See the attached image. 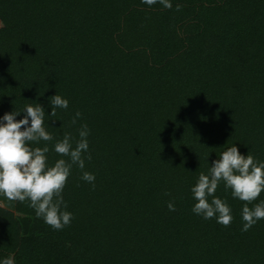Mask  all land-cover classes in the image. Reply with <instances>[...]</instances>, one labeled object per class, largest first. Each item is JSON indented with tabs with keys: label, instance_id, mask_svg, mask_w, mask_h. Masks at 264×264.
I'll use <instances>...</instances> for the list:
<instances>
[{
	"label": "trees",
	"instance_id": "1",
	"mask_svg": "<svg viewBox=\"0 0 264 264\" xmlns=\"http://www.w3.org/2000/svg\"><path fill=\"white\" fill-rule=\"evenodd\" d=\"M170 2L0 0V118L40 104L54 139L31 147L50 166L87 124L95 176L93 188L73 166L63 230L28 201L0 205V264H264V220L242 231L243 203L221 183L223 227L193 213L191 192L229 147L264 162V0ZM57 94L69 107L52 117Z\"/></svg>",
	"mask_w": 264,
	"mask_h": 264
},
{
	"label": "clouds",
	"instance_id": "2",
	"mask_svg": "<svg viewBox=\"0 0 264 264\" xmlns=\"http://www.w3.org/2000/svg\"><path fill=\"white\" fill-rule=\"evenodd\" d=\"M149 7L160 3L166 9H172L170 0H142ZM181 9L180 5L176 10ZM51 116L57 109L67 110L69 101L57 94L50 98ZM23 119L17 120L20 113H6L0 118V193L9 201L30 202L37 217L53 228L63 230L70 226L74 218L68 212L63 192L71 176L73 166L82 171V179L95 187V176L85 168V153L89 152L87 124L81 126L79 139L73 144L74 137L66 132L61 140L54 144V151L61 157L54 165L48 164L47 146L31 147L41 141L48 143L54 137L45 127V109L40 104L25 105ZM82 114L77 111L70 125H75ZM90 161L91 155L87 156ZM223 183L231 191L234 199L243 203L241 216L242 231L250 230L258 221L264 220V200L256 203L264 193V162L258 161L251 152L245 156L239 148L232 146L223 151L219 159L213 162L207 174L200 173L191 192L196 201L192 211L205 220L215 219L223 227H230L234 220L232 209L226 200L216 196ZM170 195V193H165ZM249 205H253L249 207ZM169 211H176L173 202L168 203ZM2 264H14L9 257Z\"/></svg>",
	"mask_w": 264,
	"mask_h": 264
},
{
	"label": "rangeland",
	"instance_id": "3",
	"mask_svg": "<svg viewBox=\"0 0 264 264\" xmlns=\"http://www.w3.org/2000/svg\"><path fill=\"white\" fill-rule=\"evenodd\" d=\"M2 24L0 22V28ZM0 205H3L9 209H14L15 201H9L2 193H0Z\"/></svg>",
	"mask_w": 264,
	"mask_h": 264
}]
</instances>
